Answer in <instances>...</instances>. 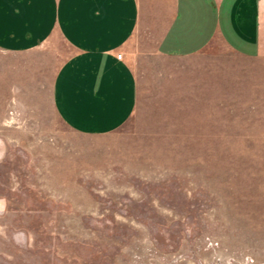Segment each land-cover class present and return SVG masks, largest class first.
<instances>
[{
	"label": "rangeland",
	"instance_id": "374dc122",
	"mask_svg": "<svg viewBox=\"0 0 264 264\" xmlns=\"http://www.w3.org/2000/svg\"><path fill=\"white\" fill-rule=\"evenodd\" d=\"M47 48L0 51L23 86L0 88V264H264V58L144 64L132 116L82 135Z\"/></svg>",
	"mask_w": 264,
	"mask_h": 264
},
{
	"label": "crops",
	"instance_id": "0c3cea01",
	"mask_svg": "<svg viewBox=\"0 0 264 264\" xmlns=\"http://www.w3.org/2000/svg\"><path fill=\"white\" fill-rule=\"evenodd\" d=\"M216 42L240 59L264 58V0H0V51L49 47L48 103L82 135L111 133L132 116L142 65L155 71ZM203 67L194 71L212 72ZM7 69L0 88L21 90L19 68Z\"/></svg>",
	"mask_w": 264,
	"mask_h": 264
},
{
	"label": "clouds",
	"instance_id": "9594fccd",
	"mask_svg": "<svg viewBox=\"0 0 264 264\" xmlns=\"http://www.w3.org/2000/svg\"><path fill=\"white\" fill-rule=\"evenodd\" d=\"M0 155H2V152H0ZM2 205H3V200L0 199V207H2ZM249 259H250V258H249Z\"/></svg>",
	"mask_w": 264,
	"mask_h": 264
},
{
	"label": "built area",
	"instance_id": "2783aa9c",
	"mask_svg": "<svg viewBox=\"0 0 264 264\" xmlns=\"http://www.w3.org/2000/svg\"><path fill=\"white\" fill-rule=\"evenodd\" d=\"M116 57L120 59L121 58V54H117Z\"/></svg>",
	"mask_w": 264,
	"mask_h": 264
}]
</instances>
